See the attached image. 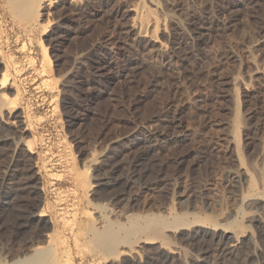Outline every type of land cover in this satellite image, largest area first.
<instances>
[{
    "label": "rangeland",
    "instance_id": "rangeland-1",
    "mask_svg": "<svg viewBox=\"0 0 264 264\" xmlns=\"http://www.w3.org/2000/svg\"><path fill=\"white\" fill-rule=\"evenodd\" d=\"M40 1L46 7L35 22L28 8L0 0L4 49L23 89L15 117L0 111V264L24 262L41 245L46 257V233L62 211L72 216L74 198L82 209L105 203L87 181L127 178L141 158L147 175L128 186L137 200L127 215L170 206L194 214L204 204L219 228L264 220L259 211L244 215L248 194L264 197V0ZM39 38L51 59L43 78ZM33 134L30 152L23 143ZM186 199L200 208L185 207ZM46 203L49 215L36 217ZM82 209L80 222L88 220ZM92 253L75 264H91Z\"/></svg>",
    "mask_w": 264,
    "mask_h": 264
},
{
    "label": "bare ground",
    "instance_id": "bare-ground-1",
    "mask_svg": "<svg viewBox=\"0 0 264 264\" xmlns=\"http://www.w3.org/2000/svg\"><path fill=\"white\" fill-rule=\"evenodd\" d=\"M13 1V4L16 3L15 6H18L17 8L20 9V7H25V9L28 8L27 11L33 12L34 20L32 21L35 22H38L41 19L43 15L42 11L46 7L42 6L43 4H41L40 0ZM49 1L51 6L54 3V0ZM9 2H11V0H9ZM12 2L10 4H12ZM32 26L31 28L34 27ZM29 28L30 25L26 26V29L24 28L25 31H23L24 33L27 32V36H29L28 31H31V29L28 30ZM45 31L46 30H44L43 33H45ZM4 36L5 35H3L0 30V58L4 59V63L2 62V59L0 61L5 64L4 70H2L0 73V111L2 109H6L9 112L7 113L10 114L11 117H15L17 108L19 109L20 107L19 102H21L23 89L17 82V76L14 75L15 72L12 73L13 67L16 69V72H19L20 70L17 66H14V63L15 65L17 64L16 62H13L14 56L5 52ZM20 36L22 37V35ZM18 38L20 37L18 36ZM25 39L28 40V38ZM28 42H22V46L20 48H22L23 51L29 49L27 48ZM39 45L42 47V57L39 61L41 62V64L39 63V73L43 78L44 75L50 76L49 72H51V59L49 56L48 47L45 45L42 38H39ZM35 57H30V60L35 62L37 60ZM12 65L13 67L11 68ZM52 80L53 79L50 77H47L42 79V83L43 85H49ZM27 117L29 118V114ZM35 139L36 136L33 134L31 138H27L25 143H23L30 152H33L32 149H34ZM146 164L147 163L144 158L139 159L131 171L129 177L124 179L121 178V176V179H113L109 176L99 178L95 177V182L92 181V183H89L85 179L87 181L88 187H91L90 190H92V195H95L96 197L98 196L97 198L101 199V201H105V203H93L94 207L89 205L90 207H83L82 209L80 208L81 205L79 197L77 196V199L74 198V200L77 201L73 203L72 207L74 213L72 211L73 214L70 216L71 218L66 216V211H62L60 213L62 217L60 219H58L59 217L56 218L55 224L52 225L54 226L53 230L47 233L45 232L46 237H48L50 242L47 243L49 244L48 250L46 249L48 251V253H46L47 256L45 257L44 253L42 256L43 249L41 245V247L36 249L33 257L28 258V260H24V262L20 260L16 264H75L77 255H80L81 258H85V252L89 251L93 252L92 254L94 256L93 262L91 264H264V220L260 217L259 219L258 217L250 216L247 217L246 220L247 222H250V224L256 223L258 228L255 235V231L252 232L250 230V227L252 226L250 224H223V227L219 228V215L206 217L205 206L204 204L202 205L201 202V208L200 206H197L201 209L199 210L200 212H194V214L188 211L180 213L175 211L174 206H170L167 210L168 213L166 212L167 214L160 212L154 215L151 214L150 216L147 215L143 217L140 215V217H138L136 214L127 215L128 210L130 208L132 209L137 200L135 196H132L129 193L128 186L130 184H134L135 182H141L143 179H146ZM47 166L48 165L45 163L44 168H47ZM89 168L90 167H85L84 172L86 174L89 173ZM84 172L78 171L76 173L74 182L77 186L81 183V176L82 173L84 174ZM49 175H51L53 179H60L63 174L52 169ZM256 184L257 183H251L250 190L255 189L254 186H256ZM56 193V201L59 202L61 201L59 200V196H61V190L60 192L59 190L56 191ZM248 195L251 198H248ZM248 195L244 197V201L247 198V202L251 200L248 202V208L251 209L244 212V215L248 213H256L257 211H259L260 214H264V197H260L261 193L260 195L259 193ZM256 195L259 196L256 197ZM121 199L126 201V207L124 208H119V201H121ZM90 202L91 201H89V203ZM185 202H183L185 203V207L190 206L194 207V209L197 208L193 204V200L186 199ZM176 204L180 205L181 203L179 204V202H177ZM49 207H51V204L47 205L46 203L39 209L35 216L44 217L49 215L47 213V211H49ZM254 208L256 209L254 210ZM61 209L63 210L64 208L61 207ZM81 209L83 210L82 214L84 215V218H88L87 221H79L78 215H80L79 212ZM257 215L259 216V214ZM123 217L127 220L126 224L124 222L121 223L120 218L123 219ZM79 222L81 224H79ZM98 224L103 225L98 227ZM66 231H69L70 234H67ZM185 245H188L190 248H192L189 254L185 253L184 251ZM38 246H40V243ZM212 249L218 250L216 261L212 260L211 258Z\"/></svg>",
    "mask_w": 264,
    "mask_h": 264
}]
</instances>
